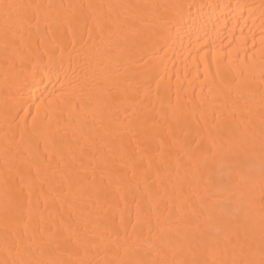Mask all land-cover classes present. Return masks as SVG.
<instances>
[{
  "label": "bare ground",
  "instance_id": "6f19581e",
  "mask_svg": "<svg viewBox=\"0 0 264 264\" xmlns=\"http://www.w3.org/2000/svg\"><path fill=\"white\" fill-rule=\"evenodd\" d=\"M261 260L264 0H0V264Z\"/></svg>",
  "mask_w": 264,
  "mask_h": 264
},
{
  "label": "snow or ice",
  "instance_id": "6c2138e0",
  "mask_svg": "<svg viewBox=\"0 0 264 264\" xmlns=\"http://www.w3.org/2000/svg\"><path fill=\"white\" fill-rule=\"evenodd\" d=\"M9 7H12V6H9ZM245 264H254V262H252V261H246ZM260 264H264V260H261L260 261Z\"/></svg>",
  "mask_w": 264,
  "mask_h": 264
}]
</instances>
